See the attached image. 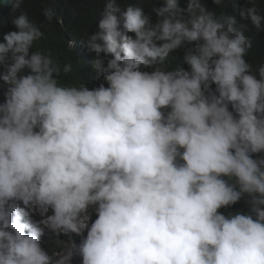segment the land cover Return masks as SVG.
I'll list each match as a JSON object with an SVG mask.
<instances>
[{
    "label": "clouds",
    "instance_id": "9594fccd",
    "mask_svg": "<svg viewBox=\"0 0 264 264\" xmlns=\"http://www.w3.org/2000/svg\"><path fill=\"white\" fill-rule=\"evenodd\" d=\"M25 1L0 0V264H264V64L246 59L247 25L203 0H165L155 23L145 0H105L99 30L69 43L95 54L90 88L33 50L45 32ZM57 1L49 25L70 13ZM233 7L264 31L257 0ZM181 49L187 69L169 62ZM245 196L248 214L221 211Z\"/></svg>",
    "mask_w": 264,
    "mask_h": 264
},
{
    "label": "trees",
    "instance_id": "16d2710c",
    "mask_svg": "<svg viewBox=\"0 0 264 264\" xmlns=\"http://www.w3.org/2000/svg\"><path fill=\"white\" fill-rule=\"evenodd\" d=\"M67 3V9L70 12L66 16H54L53 23L48 24L46 17L44 16V10L46 5L56 6L62 11L60 2L57 0H26L24 2L25 11L28 13L30 19L32 18L39 25H42V30L45 32V36L42 40L36 42L33 50H42L51 52L55 60L59 62L61 66L68 62L73 63V73L67 77H62L61 82L71 85L73 83L85 82L90 88L98 87L102 80V74L95 71L92 67V61L95 57L94 53H89L84 47L82 53L78 52V49L74 50L69 47L70 40H75L77 43L96 31H98V22L101 13L104 9L105 0H65ZM119 4H140L142 0H117ZM209 11L215 12L217 15L224 14L226 16H235L237 19V27L240 25H247L245 35L251 38L253 47L250 50L247 60L252 64L253 69H256L260 64H264V31H258L251 21H245L241 19L237 10L233 7L234 0H225V3L221 7H217L214 4V0H203ZM240 7L247 5L248 0H236ZM260 3L261 10L264 12V0H257ZM165 3V0H145L144 8L147 14L152 17L153 23L156 22L157 17L154 8H160ZM182 5L185 0H181ZM62 20V23H61ZM133 36L134 34L129 33ZM188 47H194L195 45H187ZM103 55V54H102ZM169 62L173 66H181L185 69L188 66L184 61V50L174 51L169 56ZM145 71H151V69H142ZM105 86H107L105 84ZM264 155V154H261ZM254 158H256L254 156ZM249 198L245 196L238 204L228 208L221 209V211L227 215L229 213L243 212L248 214L250 206L247 203Z\"/></svg>",
    "mask_w": 264,
    "mask_h": 264
},
{
    "label": "bare ground",
    "instance_id": "6f19581e",
    "mask_svg": "<svg viewBox=\"0 0 264 264\" xmlns=\"http://www.w3.org/2000/svg\"><path fill=\"white\" fill-rule=\"evenodd\" d=\"M20 206L23 207V204H20ZM34 212H35V215H36V216H39V214H42V213H40L39 211H34ZM42 226H43V225H42Z\"/></svg>",
    "mask_w": 264,
    "mask_h": 264
}]
</instances>
